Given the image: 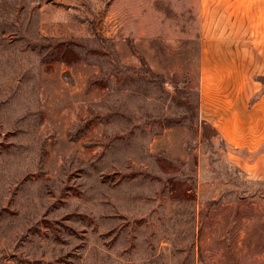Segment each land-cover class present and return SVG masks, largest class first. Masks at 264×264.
Here are the masks:
<instances>
[{
	"label": "rangeland",
	"instance_id": "1",
	"mask_svg": "<svg viewBox=\"0 0 264 264\" xmlns=\"http://www.w3.org/2000/svg\"><path fill=\"white\" fill-rule=\"evenodd\" d=\"M195 1L0 0V264H264V77Z\"/></svg>",
	"mask_w": 264,
	"mask_h": 264
},
{
	"label": "crops",
	"instance_id": "2",
	"mask_svg": "<svg viewBox=\"0 0 264 264\" xmlns=\"http://www.w3.org/2000/svg\"><path fill=\"white\" fill-rule=\"evenodd\" d=\"M195 9L201 60L243 64V78L264 77V0H196ZM237 90H241L239 86ZM253 111L254 117L249 122L250 128H254L250 132L255 141L261 135L260 131L253 134L255 128H261L264 133V92L254 103Z\"/></svg>",
	"mask_w": 264,
	"mask_h": 264
}]
</instances>
